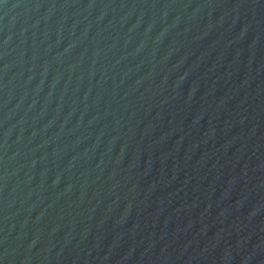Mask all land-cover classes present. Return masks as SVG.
Returning a JSON list of instances; mask_svg holds the SVG:
<instances>
[{
	"label": "water",
	"instance_id": "obj_1",
	"mask_svg": "<svg viewBox=\"0 0 264 264\" xmlns=\"http://www.w3.org/2000/svg\"><path fill=\"white\" fill-rule=\"evenodd\" d=\"M0 264H264V0H0Z\"/></svg>",
	"mask_w": 264,
	"mask_h": 264
}]
</instances>
